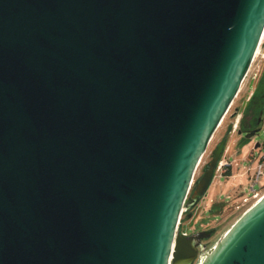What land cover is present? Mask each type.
<instances>
[{
  "label": "water",
  "instance_id": "1",
  "mask_svg": "<svg viewBox=\"0 0 264 264\" xmlns=\"http://www.w3.org/2000/svg\"><path fill=\"white\" fill-rule=\"evenodd\" d=\"M263 33L264 0H0V264L193 263ZM197 264H264V194Z\"/></svg>",
  "mask_w": 264,
  "mask_h": 264
},
{
  "label": "rangeland",
  "instance_id": "2",
  "mask_svg": "<svg viewBox=\"0 0 264 264\" xmlns=\"http://www.w3.org/2000/svg\"><path fill=\"white\" fill-rule=\"evenodd\" d=\"M258 63L257 61L253 64L250 74L244 79L233 101L231 109L226 113L221 124L213 134L207 150L196 169L193 185L186 203L190 202V194L193 192L197 181L205 172L207 164L212 160L213 151L217 147V144L224 139L225 135V150L220 159L230 164H225L215 171L213 181L205 195L190 212H187L185 209L181 217L179 224L180 232L188 231L191 234L200 231H211L208 236L202 239V244L205 247L200 251V255L208 250L231 223L249 207L246 205L237 208V204L242 196L241 190L243 186L249 184L248 175L245 171L250 169V172L254 173L258 159L264 151V121L258 133L252 138H246L244 134L233 132V122L237 117V110L242 111L251 91L254 89V75L258 71ZM258 142L261 146L255 148L252 153V148ZM229 170L230 174H227ZM262 183H264V179L260 185ZM263 194L264 187L260 190L258 197L253 198L250 203L253 204ZM200 255L191 264H197Z\"/></svg>",
  "mask_w": 264,
  "mask_h": 264
},
{
  "label": "built area",
  "instance_id": "3",
  "mask_svg": "<svg viewBox=\"0 0 264 264\" xmlns=\"http://www.w3.org/2000/svg\"><path fill=\"white\" fill-rule=\"evenodd\" d=\"M257 61L259 62L258 63V69H259L264 63V33H263V35L261 37L259 46H258L257 51L255 53V56L253 58L252 64H251V66H250L245 78L250 74V71H251V68L253 67V64L255 62H257ZM254 77H255V75H254ZM232 105H233V102L231 103V105H230V107H229V109L227 110L226 113L229 112V110L231 109ZM236 113H237V117H236L235 121L233 122L234 123L233 132H236L237 129L239 128V125H240V122H241V118H242V111L237 110ZM260 146H261L260 143H259L258 146H257V143H256L254 145V147L252 148V153L254 152L253 150L255 148L260 147ZM225 164H230V163H228V162L225 163L224 160L220 159L216 170H219ZM245 173L248 175L249 184L243 186V188L241 190L242 191V196H241V198L239 200V203L237 204V208H241L242 206H246V205L250 206L252 204V203H250L251 200L253 198H255V197H258V195L260 193V190L264 187V183H262L260 185L261 181L264 179V151H263V153L261 154V156L258 159V162H257V164L255 166V169H254V173L252 174L250 172V169L246 170ZM184 210H183V212H184ZM181 217H182V215H181ZM180 221H181V218H180ZM181 233H183L184 235H188L189 234L188 231L181 232Z\"/></svg>",
  "mask_w": 264,
  "mask_h": 264
},
{
  "label": "flooded vegetation",
  "instance_id": "4",
  "mask_svg": "<svg viewBox=\"0 0 264 264\" xmlns=\"http://www.w3.org/2000/svg\"><path fill=\"white\" fill-rule=\"evenodd\" d=\"M264 121V63L254 77V89L251 91L243 109L239 128L236 132L246 138L255 136ZM235 132V133H236ZM248 134L250 136L248 137ZM206 236L202 233L201 241Z\"/></svg>",
  "mask_w": 264,
  "mask_h": 264
},
{
  "label": "trees",
  "instance_id": "5",
  "mask_svg": "<svg viewBox=\"0 0 264 264\" xmlns=\"http://www.w3.org/2000/svg\"><path fill=\"white\" fill-rule=\"evenodd\" d=\"M227 174H230V170H229V172H228ZM212 210H213V209H212ZM187 212H190V210H187Z\"/></svg>",
  "mask_w": 264,
  "mask_h": 264
}]
</instances>
